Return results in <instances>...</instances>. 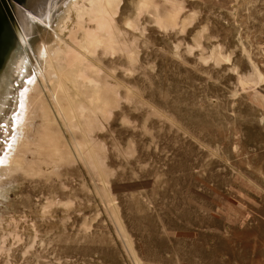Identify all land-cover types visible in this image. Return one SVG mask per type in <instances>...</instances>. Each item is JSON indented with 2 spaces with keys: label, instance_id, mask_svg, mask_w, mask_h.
I'll list each match as a JSON object with an SVG mask.
<instances>
[{
  "label": "rangeland",
  "instance_id": "1",
  "mask_svg": "<svg viewBox=\"0 0 264 264\" xmlns=\"http://www.w3.org/2000/svg\"><path fill=\"white\" fill-rule=\"evenodd\" d=\"M60 1L0 0V264H264V0H118L100 27ZM39 34L64 42L71 101ZM29 82L49 116L22 152Z\"/></svg>",
  "mask_w": 264,
  "mask_h": 264
},
{
  "label": "bare ground",
  "instance_id": "2",
  "mask_svg": "<svg viewBox=\"0 0 264 264\" xmlns=\"http://www.w3.org/2000/svg\"><path fill=\"white\" fill-rule=\"evenodd\" d=\"M25 1V0H24ZM62 1V0H61ZM60 1V2H61ZM70 1H72L73 3H75L76 2V0H70ZM120 1V0H119ZM118 3H120V2H118V0H88V6H85V7H83V8H80V9H78V12H79V14H81L82 13V16H88V17H93V18H95L96 19V21L98 20L99 21V23L97 22V24H99V27H100V25H101V23H100V19L102 18V17H106L107 15H108V13L110 12V10L112 9H114V7L118 4ZM81 6V5H80ZM118 6V5H117ZM74 8H76L77 9V6L75 5L74 6ZM1 9V8H0ZM112 10H111V12H112ZM115 10V9H114ZM4 12V11H3ZM110 14V13H109ZM81 16V17H82ZM47 18V20H50V18H49V16H47L46 17ZM84 18V17H83ZM85 19V18H84ZM107 19V18H106ZM83 20V19H82ZM2 18H0V27L2 26ZM104 22V21H103ZM106 24H108V23H106ZM105 26V25H104ZM107 27V26H106ZM60 28V27H59ZM102 30H104V29H102ZM90 34L92 33V31L91 32H89ZM93 34V33H92ZM92 34L90 35L91 36V39H92V41H90V43H88L89 44V46H92V49H93V45H94V47H97V46H95V45H97L98 44V40L97 39H99V38H95V36L94 37H92ZM94 35V34H93ZM99 35V34H98ZM97 35V36H98ZM39 36V39H40V41H39V43H40V49H41V53H42V55H44V59H45V61H46V71H45V73H46V76L48 77V78H50L51 80H52V82H53V87L54 88H57V92H60L62 95H64V96H67L66 98H68V95H67V92H66V90H67V88H66V86H68V84L70 83V82H72V77L70 76V75H68V72H66L65 70H63V68H64V64H62V54H63V50H62V47H61V44L62 43H64V42H62L61 43V40L58 38V37H56L55 38V40H54V42L51 44V43H46L45 42V40H44V36H43V34H39L38 35ZM89 36V35H88ZM85 37H87V36H85ZM102 37V36H101ZM89 38V37H88ZM90 39V38H89ZM89 39H88V41H89ZM101 39V43H102V39H103V37L102 38H100ZM86 40H87V38H86ZM85 41V40H84ZM84 43V42H83ZM100 43V44H101ZM83 45V44H82ZM85 45H87V43L85 44ZM1 46V45H0ZM81 47V46H80ZM86 48L89 50V47H87L86 46ZM85 47H84V50L86 49ZM91 48V47H90ZM40 49H39V51H40ZM72 49V48H71ZM83 51V50H82ZM0 52H3V51H0ZM90 53V52H89ZM75 54V53H74ZM3 57V56H2ZM73 57H75V55H73ZM77 59V58H76ZM85 60V59H84ZM87 60V59H86ZM77 61H78V59H77ZM79 62H80V60H79ZM66 63V62H65ZM76 63V62H75ZM74 63V64H75ZM83 63V62H82ZM81 63V64H82ZM74 64H72V65H74ZM70 65H71V63H70ZM80 65V64H79ZM67 66V65H66ZM69 66V65H68ZM67 66V67H68ZM82 66V65H81ZM81 66H80V68H81ZM71 67H73V66H71ZM70 67V68H71ZM59 68V69H58ZM70 68H68L69 70H70ZM75 68V67H74ZM72 69V68H71ZM75 69H79V67H77V65H76V68ZM42 70H43V68H42ZM73 71H74V69H73ZM42 74V73H41ZM70 74V73H69ZM81 74H82V72H81ZM27 76H29V75H27ZM81 76V75H80ZM79 77V76H78ZM27 78V77H26ZM29 78V77H28ZM45 79V78H44ZM81 79V78H80ZM36 80V79H35ZM28 82V81H27ZM41 82V81H40ZM44 82H45V80H44ZM51 82V81H50ZM84 82V81H83ZM86 82H88V84H89V86L91 85L92 87L93 86H95V84H96V82L95 81H93V79H89L88 81H87V79H86ZM74 83H71V85H73ZM70 85V84H69ZM91 88V87H90ZM21 89V88H20ZM46 90V89H45ZM95 90V89H94ZM69 91V90H68ZM55 93H56V89H55V91H54ZM54 93V94H55ZM60 93H59V95H60ZM58 94V93H57ZM58 95V96H59ZM56 96V95H55ZM58 96L56 97L57 98V100H58V102H59V99H58ZM96 97H97V95H96ZM99 97V96H98ZM59 98H61L60 96H59ZM65 98V97H64ZM65 98V99H66ZM54 99H55V97H54ZM56 100V99H55ZM68 100H70L69 98H68ZM100 100V99H99ZM71 101V100H70ZM93 101V100H92ZM19 102V101H18ZM57 102V101H56ZM67 102V101H66ZM61 103V102H60ZM19 104V103H18ZM58 105V104H57ZM61 105V104H60ZM63 105H64V103H63ZM62 105V106H63ZM66 105V104H65ZM73 105V104H72ZM59 106V105H58ZM57 106V107H58ZM62 106H61V108H62ZM68 106H69V104H68ZM67 107V106H66ZM82 107V106H81ZM84 107V106H83ZM60 107H59V110L61 109ZM68 108V107H67ZM67 108H63V111L66 113V112H70L71 113V109L70 110H68ZM86 108V107H85ZM46 106H45V101H44V96H43V94H42V90H41V88L37 85V83L36 84H32L31 82H29V89H27L26 91H25V93H24V96H23V99H22V103H21V105H20V109H18L19 110V113L16 115V117H15V121L13 122V125H14V123H15V125H17V128L15 129V136L16 137H14V142H15V144L17 145V148L20 150V151H22V152H29V151H31L32 150V148L34 147V146H36V144H35V142L34 143H31V142H26L24 145H22V143H20V141L18 140V137H19V134L22 132V130L25 128V126H24V122L29 118V117H32V115H31V112H32V110H40L43 114H44V116L45 117H48L49 116V114H48V112L46 111ZM79 109V108H78ZM82 109V108H81ZM59 110H57V112L59 111ZM68 110V111H67ZM73 110V109H72ZM84 110V109H83ZM17 111V110H16ZM46 111V112H45ZM62 111V112H63ZM52 112V111H51ZM59 112H61V111H59ZM61 112V113H62ZM64 112L62 113L63 114V116L65 115L64 114ZM79 112V111H78ZM73 113H75V112H73ZM11 114H13V113H11ZM14 114H16V113H14ZM61 115V114H60ZM14 116V115H13ZM62 116V115H61ZM73 119V118H72ZM68 120V119H67ZM48 121V120H47ZM2 122H3V120H2ZM49 122V121H48ZM1 123V122H0ZM5 123H6V120H5ZM9 123V122H8ZM12 123V122H11ZM10 123V124H11ZM9 124V125H10ZM6 125H7V123H6ZM5 125V126H6ZM50 125V124H49ZM3 126V125H2ZM47 126V125H46ZM4 127V126H3ZM13 127V126H12ZM11 127V128H12ZM49 127V126H48ZM2 128V127H1ZM10 128V129H11ZM6 129V128H5ZM7 130V129H6ZM25 130V129H24ZM3 131V130H2ZM26 131V130H25ZM29 131V130H28ZM0 133H2V132H0ZM7 133L8 132H6V134H5V132H4V134H5V136L7 135ZM28 133V132H27ZM10 134V133H9ZM0 136H2V134L0 135ZM4 136V135H3ZM10 136H11V134H10ZM9 136V137H10ZM23 136V135H22ZM2 138V137H1ZM0 138V139H1ZM4 138V137H3ZM2 138V139H3ZM22 138V137H21ZM5 139H7V137H5L4 138V141H5ZM40 142H39V146L37 147L38 148V154L39 155H44V156H46V157H48V158H50L52 161H55V160H59V159H61V148H60V143L58 142V139H57V137L56 136H53L52 134H50L49 132H47V130H44V132L41 134V136H40ZM9 140V139H8ZM7 141H5L4 142V146H5V143H6ZM8 145V144H7ZM21 146V147H20ZM2 148V147H1ZM14 149V148H13ZM5 150V149H4ZM10 150V149H9ZM18 150V151H19ZM5 152V151H4ZM17 154L15 153V154H6L4 157H3V159H4V161H3V159H2V161L4 162V163H0V165H1V170L2 171H5V172H8V171H13V170H16V166L15 167H11V165L8 163V162H10L11 161V158H13V157H15ZM3 156V155H2ZM1 157V156H0ZM20 159V158H19ZM15 161H17V158H16V160ZM23 161V160H22ZM21 161V159H20V162H22ZM12 162H13V159H12ZM17 162H19V160L17 161ZM16 162V163H17ZM19 162V163H20ZM23 164V163H22ZM55 164H56V162H55ZM20 167V166H19ZM23 167V166H22ZM1 175V174H0Z\"/></svg>",
  "mask_w": 264,
  "mask_h": 264
}]
</instances>
